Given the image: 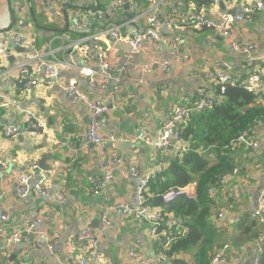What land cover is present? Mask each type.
I'll return each instance as SVG.
<instances>
[{"label": "crops", "instance_id": "1", "mask_svg": "<svg viewBox=\"0 0 264 264\" xmlns=\"http://www.w3.org/2000/svg\"><path fill=\"white\" fill-rule=\"evenodd\" d=\"M177 1L125 0L120 8L118 0H75L73 3L86 12L83 14L88 20L87 27L79 30L74 25L77 9L69 7L72 4L69 0L49 3L0 0V39L9 43L8 61L0 67V156L5 163V168L0 170V192L4 194L0 205L9 216L6 222L0 223L4 231L0 235V264H80L84 259L87 264H140L128 255L138 252L152 258L158 252L149 235L151 226L135 220L133 215H124L123 211L126 207L137 208L141 178L151 175L152 182L156 183L158 175L176 157L172 152L156 155L152 147L134 139L141 131L155 137L175 108L183 104V98H194L198 88L204 87L212 93L214 74L224 71L244 80L259 63L264 73V62L249 63L251 57L264 58V13L256 12L246 21L236 22L229 39L214 29H202L191 22L192 14L217 20L220 14H236L246 3L253 4L256 0H211L209 8L200 9L193 0L177 9ZM14 11L18 18L15 27ZM153 14L169 20V27L160 32L158 41L151 42L141 53L117 43L121 40L113 37L112 30L116 29L121 36H130L135 30L147 28V19ZM21 21L23 26L19 24ZM13 35H26L32 39L33 46H16ZM175 37L181 43L170 70L144 73L143 66L169 59V42ZM245 45L253 47L250 54L236 49ZM27 53L46 61L57 57L63 63L58 81L51 83L40 75L37 88L27 80L22 81L17 66ZM101 53L112 67L111 73L122 77L117 92L114 87L113 91L91 87L90 78L79 70L87 62L100 80L99 75L104 73L99 67ZM72 80L78 81L92 100L110 108L103 119L102 131L115 135L117 141L107 144V153L114 159L121 158L123 163L114 170L105 202L93 193L94 184L101 179L103 157L89 140L88 109L71 103L64 92ZM28 112L46 124V135L25 134ZM10 126L17 127L21 133L15 140L5 135ZM255 133L258 149L241 148L232 153L238 172L224 186L217 187L213 197L215 205L211 211L219 230V243L213 251L214 255L224 252L223 264H255L258 249L264 242V221L252 217L259 208L264 188V126L256 127ZM45 155H52L45 162L49 166L46 171L40 164ZM216 161L213 154L210 165ZM33 163H38L40 170L33 173L32 184L40 182L45 172L48 194L35 192L21 198L17 194L19 178L31 173ZM132 168L138 170V177L132 175ZM190 185L196 191L197 184ZM151 191L155 197L152 188ZM59 194L66 196L64 206L56 200ZM155 198L154 204H165ZM105 213L107 226L102 221ZM171 218H174L172 214L163 229H167ZM38 219L41 222L37 229L24 232L21 243L6 248L5 237L20 229H29L27 226ZM243 220L248 223L259 220L263 238L242 243ZM88 228L102 232L93 258L89 255L90 243L80 239V233ZM36 230L44 231L57 244L52 249H38ZM179 230L187 234V228L182 229L181 225L178 233ZM226 246L229 248L225 249ZM194 255L195 252L186 255L192 264H195ZM166 264H171V260Z\"/></svg>", "mask_w": 264, "mask_h": 264}, {"label": "built area", "instance_id": "2", "mask_svg": "<svg viewBox=\"0 0 264 264\" xmlns=\"http://www.w3.org/2000/svg\"><path fill=\"white\" fill-rule=\"evenodd\" d=\"M52 0H46L47 3ZM74 2L75 0H69ZM231 1V0H228ZM125 0H118V6L122 8L124 6ZM184 0L177 1V9L184 6ZM256 12L264 13V0H256L255 3H246L240 12L236 14L223 13L219 15L217 20H211L204 16L198 14H192L191 22L192 25H196L200 28H209L216 30L222 37L229 39L232 36L233 26L236 22H244L250 16ZM101 18V15H99ZM23 26L22 21L19 22ZM88 20L82 14L77 12L74 19V25L79 30H84L87 27ZM148 27L145 29L135 30L130 36H121L120 33L114 29L112 30L113 37L116 40L124 41L131 45L135 53L143 52L147 47L150 46L151 42H156L159 40L160 32L165 28L169 27V20L159 19L156 15H149L147 19ZM176 26V25H175ZM177 28V26H176ZM13 43L22 48H28L33 46V41L26 35H13ZM181 41L180 38L175 37L170 39V51L169 59L167 60H156L151 64L142 67L144 73H152L155 69H161L162 71H169L172 62L178 57V49ZM236 49L242 53L250 54L253 47L251 45L237 46ZM9 58V43L8 41L0 39V67H2ZM99 67L104 70L103 74H100V80L97 78V74L94 72L92 66L85 62L83 67H80V72L84 77L90 78L91 87H99L103 90L109 88L113 85L114 91L117 92L120 89L122 83L121 76H114L111 71L109 63L105 60V55L102 53L98 55ZM256 62H264V58L255 59L251 57L249 63L254 64ZM63 63L54 57L51 61H46L39 57L38 55L24 54L22 60L17 66L20 77L22 81H29L33 88H37L40 85L38 77L43 75V77L50 81H58L61 74V67ZM212 80L220 87L221 97L219 99H214L210 94H206L203 88H199L196 92V98L194 100L189 97L183 98V105H179L175 108L173 115L164 121L162 129L155 137H150L145 132L141 131L135 141H141L147 146L154 149L156 155L164 152H172L176 158L182 159L192 148V142L182 136L181 126L186 123V120L192 117L195 113L204 112L211 109L215 105H221L225 100V95L229 87H243L250 93L259 94L264 93V73H260L259 68L255 69L245 80H240L237 77H233L228 74V72L220 71L212 76ZM65 95L67 99L73 104H80L87 107L89 112V126H88V136L90 142L94 145L97 150L98 155L103 157L100 163L101 179L94 184L93 193L94 196L102 197L105 202L106 190L108 185L114 180V170L117 166L121 165L122 159H114L107 153V144L117 141V138L113 134H105L102 131L103 119L105 115L109 112L108 105L101 101H95L90 98L88 92L80 88L78 81L72 80L65 87ZM27 130L25 134L30 137H38L40 135L47 134L46 124L41 121L39 117L34 116L32 113L28 112ZM175 129V133L172 131ZM5 135L10 140L17 139L21 133L19 129L15 126H10L7 128ZM1 141V139H0ZM229 149L232 152H236L241 148H249L256 151L259 147L256 136L250 133H243L238 138L233 140L229 144ZM5 168V163L0 156V170ZM40 170L38 163L32 164L31 173L22 175L18 181L17 194L21 198H26L33 193H42L47 196V184L48 179L45 172H42V180L37 184L33 185L32 180L34 178V172ZM238 169L234 170V174H237ZM132 175L138 177V170L132 168ZM153 177L151 175H146L141 178L140 184L137 190V200L138 206L134 210L126 207L123 211L124 215H133L135 220L139 222L148 223L151 228L149 235L153 241V244L158 249V252L154 257H146L142 253L133 252L128 256L131 260H135L140 264H166L170 260L168 257V250L174 238L178 235V228L180 222L174 217L171 218L169 226L167 229H163V221L165 218L170 219V214L164 216L163 210L150 204L151 196H149V187L152 182ZM229 179L228 175L221 178L219 185L224 186ZM217 186V187H220ZM215 192L214 190H209V195L212 196ZM187 196L190 199H195L197 194L194 185H189L185 187H177L168 190L161 196L165 204L174 203L179 197ZM4 194L0 192V202L3 200ZM57 202L64 206L66 203V196L64 194H59L56 197ZM264 212V188L261 191L259 197V208L253 213V218H258L263 222L262 214ZM223 217L220 215V218ZM9 216L5 212L2 205H0V223H4L8 220ZM102 221L105 225H109L106 213ZM40 220H36L29 224L27 227L29 229H20L19 231L12 234L6 239V248H11L15 244L21 243L23 240L24 232H33L34 229L40 224ZM1 226V225H0ZM36 247L38 249H52L57 241L54 240L50 235L44 231L36 230ZM4 231L0 229V235H3ZM102 232L96 231L94 229L88 228L80 233V239L90 243V257L96 256L98 240L101 237ZM263 237L260 236L258 239L261 240ZM257 239V240H258ZM229 248L226 246L225 249ZM264 252V242L263 246L258 249V254L255 258V264H260L261 257ZM226 262V256L224 252L217 253L210 264H223ZM80 264H87L84 259Z\"/></svg>", "mask_w": 264, "mask_h": 264}, {"label": "trees", "instance_id": "3", "mask_svg": "<svg viewBox=\"0 0 264 264\" xmlns=\"http://www.w3.org/2000/svg\"><path fill=\"white\" fill-rule=\"evenodd\" d=\"M184 1L186 6L189 0ZM193 1L199 9L209 8L212 4L211 0ZM71 3L69 7L77 9V6L73 2ZM77 12L86 13L81 9H77ZM13 23V27L18 24L15 11L13 12ZM258 65L255 66V69L259 68L261 73V68ZM213 84L214 91L212 93L204 87L203 89L206 94L209 93L217 100L221 97L220 87L214 81ZM189 98L194 100L196 95L194 98ZM260 126H264V93H250L243 87H229L221 105H215L204 112L195 113L181 126L182 136L192 142L193 148L182 159L173 158L169 168L158 175L156 183L152 182L151 188L154 191V196L158 197L172 188L196 183L197 196L195 199L182 196L171 204H154L155 197L151 196L153 192L150 187L148 194L151 196L150 204L163 208L164 216L172 214L180 222L182 229L186 230L187 228L185 235L179 230L170 250H166L171 264H192L186 255L193 252H195V264L211 263L213 256L216 255H214L213 248L219 243V230L214 224L211 211L212 206L215 205L213 198L215 192L210 196L209 190L215 189L216 191L217 186H220L221 178L225 175L230 177L234 174V170L238 169L237 163L232 157L233 152L228 147L229 144L243 133L255 135L256 127ZM203 152L204 154H202ZM213 154L217 161L210 165V157ZM168 220L169 217L165 218L162 224L164 225ZM257 221L253 220L248 223L243 220L241 222L240 241L242 243L257 240L260 237L262 229L260 221ZM260 264H264V252Z\"/></svg>", "mask_w": 264, "mask_h": 264}, {"label": "water", "instance_id": "4", "mask_svg": "<svg viewBox=\"0 0 264 264\" xmlns=\"http://www.w3.org/2000/svg\"><path fill=\"white\" fill-rule=\"evenodd\" d=\"M220 5L222 6V5H224V3L223 2H220ZM119 45H122V46H130L128 43H126V42H123V41H119V42H117ZM129 48V47H128ZM123 50L125 49V48H122ZM125 51H126V49H125ZM108 89H110L111 91H113V85H110L109 86V88ZM41 110H42V112L44 111H46V108L44 107V106H42L41 107ZM49 121L51 122V118H49ZM172 133H175V129L172 131ZM52 158V155H45V156H43L42 157V159H41V161H40V164H41V168L43 169V170H48L49 169V166L48 165H45V162L47 161V160H49V159H51ZM155 201H159V202H161V203H164V201H163V199L161 198V197H156L155 198ZM258 254V253H257ZM257 256V255H256ZM256 258V257H255Z\"/></svg>", "mask_w": 264, "mask_h": 264}, {"label": "clouds", "instance_id": "5", "mask_svg": "<svg viewBox=\"0 0 264 264\" xmlns=\"http://www.w3.org/2000/svg\"><path fill=\"white\" fill-rule=\"evenodd\" d=\"M124 42V41H123ZM130 45V44H129ZM131 46V45H130Z\"/></svg>", "mask_w": 264, "mask_h": 264}, {"label": "rangeland", "instance_id": "6", "mask_svg": "<svg viewBox=\"0 0 264 264\" xmlns=\"http://www.w3.org/2000/svg\"><path fill=\"white\" fill-rule=\"evenodd\" d=\"M180 8H182V7H180Z\"/></svg>", "mask_w": 264, "mask_h": 264}]
</instances>
